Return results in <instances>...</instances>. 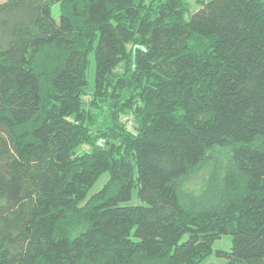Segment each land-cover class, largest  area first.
<instances>
[{"label":"trees","instance_id":"obj_1","mask_svg":"<svg viewBox=\"0 0 264 264\" xmlns=\"http://www.w3.org/2000/svg\"><path fill=\"white\" fill-rule=\"evenodd\" d=\"M213 255L264 264V0H0V264Z\"/></svg>","mask_w":264,"mask_h":264},{"label":"rangeland","instance_id":"obj_2","mask_svg":"<svg viewBox=\"0 0 264 264\" xmlns=\"http://www.w3.org/2000/svg\"><path fill=\"white\" fill-rule=\"evenodd\" d=\"M188 4V8H189V12L194 11L197 6H198V0H185ZM215 160L217 163V166L219 168H223L225 165V162L227 160L226 154L223 152H219L215 155ZM201 175L195 178V180L192 181V183H189L187 185L188 189H197L198 186L200 185V178ZM106 176H103L100 178V180L97 182V184L95 185L93 192L96 191L97 189L101 188V186L104 184V182L106 181ZM194 182V184H193ZM186 187V189H187ZM189 192V191H188ZM140 202L138 201V199L135 196V193L133 194L131 201H129L128 203H126L124 206H136L139 205ZM229 237H223L221 238L219 241H217L214 245H213V251H220V250H229L230 249V241H229ZM221 259H217L214 255L212 257H210L204 264H210V263H222V261H220Z\"/></svg>","mask_w":264,"mask_h":264}]
</instances>
